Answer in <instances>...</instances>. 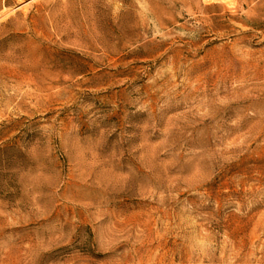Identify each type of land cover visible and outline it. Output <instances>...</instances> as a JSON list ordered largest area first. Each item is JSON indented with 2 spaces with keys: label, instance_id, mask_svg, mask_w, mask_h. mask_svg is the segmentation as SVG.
Wrapping results in <instances>:
<instances>
[{
  "label": "rangeland",
  "instance_id": "374dc122",
  "mask_svg": "<svg viewBox=\"0 0 264 264\" xmlns=\"http://www.w3.org/2000/svg\"><path fill=\"white\" fill-rule=\"evenodd\" d=\"M0 264H264V0H0Z\"/></svg>",
  "mask_w": 264,
  "mask_h": 264
}]
</instances>
